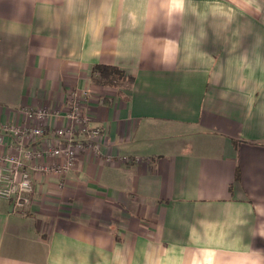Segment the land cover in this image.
Segmentation results:
<instances>
[{
    "label": "crops",
    "instance_id": "1",
    "mask_svg": "<svg viewBox=\"0 0 264 264\" xmlns=\"http://www.w3.org/2000/svg\"><path fill=\"white\" fill-rule=\"evenodd\" d=\"M73 95L100 150L0 198V264H264V0H0V124Z\"/></svg>",
    "mask_w": 264,
    "mask_h": 264
},
{
    "label": "built area",
    "instance_id": "2",
    "mask_svg": "<svg viewBox=\"0 0 264 264\" xmlns=\"http://www.w3.org/2000/svg\"><path fill=\"white\" fill-rule=\"evenodd\" d=\"M84 94L87 97L89 92ZM23 110L24 123L0 124V130L12 136L11 142L4 135L0 137V144L8 148L0 152V198L9 200L14 212H23L30 206L36 173L65 175L76 166L81 150L99 151L103 137L101 126L90 125L92 117L78 95L69 98L63 113L29 105ZM53 115L64 118L66 123L49 129L47 119ZM54 137L60 143H50Z\"/></svg>",
    "mask_w": 264,
    "mask_h": 264
},
{
    "label": "trees",
    "instance_id": "3",
    "mask_svg": "<svg viewBox=\"0 0 264 264\" xmlns=\"http://www.w3.org/2000/svg\"><path fill=\"white\" fill-rule=\"evenodd\" d=\"M91 81L101 87H110L125 95V91L131 88L134 80L133 76L127 74L125 70L107 64H95L91 71ZM125 83V85H122ZM107 100V97L103 98Z\"/></svg>",
    "mask_w": 264,
    "mask_h": 264
},
{
    "label": "rangeland",
    "instance_id": "4",
    "mask_svg": "<svg viewBox=\"0 0 264 264\" xmlns=\"http://www.w3.org/2000/svg\"><path fill=\"white\" fill-rule=\"evenodd\" d=\"M122 85H125V83H123ZM109 89H111L110 87H108ZM121 94V92H119Z\"/></svg>",
    "mask_w": 264,
    "mask_h": 264
}]
</instances>
